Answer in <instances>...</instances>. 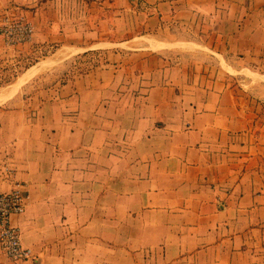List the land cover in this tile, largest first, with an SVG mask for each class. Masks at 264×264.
<instances>
[{"label": "crops", "instance_id": "1", "mask_svg": "<svg viewBox=\"0 0 264 264\" xmlns=\"http://www.w3.org/2000/svg\"><path fill=\"white\" fill-rule=\"evenodd\" d=\"M4 14L34 32L0 39V71L47 48L100 59L0 93V193L21 189L12 220L33 253L0 264H264V0H0Z\"/></svg>", "mask_w": 264, "mask_h": 264}, {"label": "built area", "instance_id": "2", "mask_svg": "<svg viewBox=\"0 0 264 264\" xmlns=\"http://www.w3.org/2000/svg\"><path fill=\"white\" fill-rule=\"evenodd\" d=\"M33 32L34 25L25 17L9 14L0 17V39L6 45L24 43L31 38ZM25 206V197L18 186L0 193V253L15 262L33 257L31 249L22 244L20 231L12 220L24 213Z\"/></svg>", "mask_w": 264, "mask_h": 264}, {"label": "rangeland", "instance_id": "3", "mask_svg": "<svg viewBox=\"0 0 264 264\" xmlns=\"http://www.w3.org/2000/svg\"><path fill=\"white\" fill-rule=\"evenodd\" d=\"M52 50V48H47L45 50L41 49L38 54H35L31 57L28 56V60L26 59L23 60L22 63H17L15 66L11 67V69L0 71V93L7 90L8 87L13 84L20 76H23L25 80H27L36 74L34 76V81H39V85H42L49 80L54 79L55 75H57V77H61L62 75L64 77H68L72 74H80L86 69V67H90L91 64L96 63V61L100 59L98 55L90 54L86 56H72L70 58L64 59L63 61H59L61 60L62 55L59 53H54ZM28 66L31 67L28 68ZM26 68L28 69L26 70ZM17 76L19 77L15 80ZM261 84L264 85V82H261Z\"/></svg>", "mask_w": 264, "mask_h": 264}, {"label": "bare ground", "instance_id": "4", "mask_svg": "<svg viewBox=\"0 0 264 264\" xmlns=\"http://www.w3.org/2000/svg\"><path fill=\"white\" fill-rule=\"evenodd\" d=\"M155 47V46H154ZM25 83V82H24ZM6 91V90H5ZM4 93V92H3ZM5 94V93H4ZM10 96V95H9ZM11 97V96H10Z\"/></svg>", "mask_w": 264, "mask_h": 264}]
</instances>
